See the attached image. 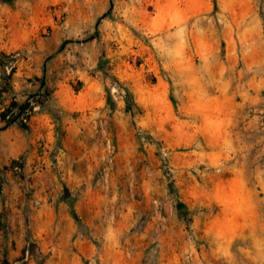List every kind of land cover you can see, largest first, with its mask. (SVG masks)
I'll list each match as a JSON object with an SVG mask.
<instances>
[{
	"label": "rangeland",
	"instance_id": "374dc122",
	"mask_svg": "<svg viewBox=\"0 0 264 264\" xmlns=\"http://www.w3.org/2000/svg\"><path fill=\"white\" fill-rule=\"evenodd\" d=\"M37 113L0 264H264V0H0V130Z\"/></svg>",
	"mask_w": 264,
	"mask_h": 264
},
{
	"label": "crops",
	"instance_id": "0c3cea01",
	"mask_svg": "<svg viewBox=\"0 0 264 264\" xmlns=\"http://www.w3.org/2000/svg\"><path fill=\"white\" fill-rule=\"evenodd\" d=\"M51 119L45 113H37L31 117V128L29 133H25L19 126L10 125L5 129L0 130V167L4 164H8L13 158H16L20 153L29 149L30 157L27 160L25 171H31L34 169V165L38 163L39 157H35L37 145L40 141L45 142V146L49 151L54 146V128ZM45 161L43 168L33 173L36 183H43L47 187L48 182H52L54 172L49 162ZM10 179V176H9ZM21 242V241H20ZM19 248H22V243L19 244Z\"/></svg>",
	"mask_w": 264,
	"mask_h": 264
},
{
	"label": "trees",
	"instance_id": "16d2710c",
	"mask_svg": "<svg viewBox=\"0 0 264 264\" xmlns=\"http://www.w3.org/2000/svg\"><path fill=\"white\" fill-rule=\"evenodd\" d=\"M14 104V103H13ZM26 103H20V104H18V109L20 110V111H22V112H26V111H29L30 109H26ZM29 113L27 114V116L29 117ZM1 118H4V113H1ZM12 121V120H11ZM11 121H7L6 122V124H5V126H7V125H9L10 124V122ZM5 126H3V127H5ZM22 126H24V125H22Z\"/></svg>",
	"mask_w": 264,
	"mask_h": 264
},
{
	"label": "built area",
	"instance_id": "2783aa9c",
	"mask_svg": "<svg viewBox=\"0 0 264 264\" xmlns=\"http://www.w3.org/2000/svg\"><path fill=\"white\" fill-rule=\"evenodd\" d=\"M28 113L30 114V110L26 111V112H23L24 117L22 119H23L24 122H27V120L29 119V117L27 116Z\"/></svg>",
	"mask_w": 264,
	"mask_h": 264
}]
</instances>
